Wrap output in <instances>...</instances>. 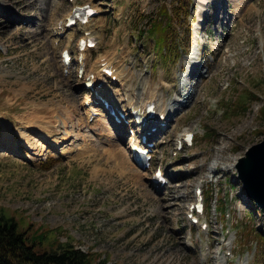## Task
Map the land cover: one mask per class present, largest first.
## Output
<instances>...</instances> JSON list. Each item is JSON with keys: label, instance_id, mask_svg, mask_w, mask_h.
Masks as SVG:
<instances>
[{"label": "rangeland", "instance_id": "1", "mask_svg": "<svg viewBox=\"0 0 264 264\" xmlns=\"http://www.w3.org/2000/svg\"><path fill=\"white\" fill-rule=\"evenodd\" d=\"M23 1L0 0V212L27 242H69L92 264H264V208L236 170L264 140V0ZM86 6V22H66ZM86 32L96 45L81 58ZM101 73L120 110L152 96L161 119L191 88L146 144L144 169L123 150L133 117L91 88ZM196 188L205 209L194 224Z\"/></svg>", "mask_w": 264, "mask_h": 264}, {"label": "trees", "instance_id": "2", "mask_svg": "<svg viewBox=\"0 0 264 264\" xmlns=\"http://www.w3.org/2000/svg\"><path fill=\"white\" fill-rule=\"evenodd\" d=\"M165 50L168 57H178L175 42L165 46ZM208 208L210 206L206 205V209ZM217 210L220 212L218 207L215 208ZM254 236L257 238L256 232ZM28 240L26 233L19 231L18 222L0 212V264H92L91 256L87 252L75 248L69 242L57 243L55 249L41 250L36 247L35 240H31V244Z\"/></svg>", "mask_w": 264, "mask_h": 264}, {"label": "bare ground", "instance_id": "3", "mask_svg": "<svg viewBox=\"0 0 264 264\" xmlns=\"http://www.w3.org/2000/svg\"><path fill=\"white\" fill-rule=\"evenodd\" d=\"M25 2V0L23 1V3ZM22 3V4H23ZM91 8V7H90ZM91 9H93V8H91ZM71 11V10H70ZM65 17V16H64ZM64 19V18H63ZM81 20V19H80ZM69 21V19H67L66 20V22H68ZM66 22H64V24L66 23ZM88 27V26H87ZM84 31H88L87 29H85ZM81 39V38H80ZM90 39H93V35L92 34H90L89 32H86V35H85V37H84V39H81V40H84V41H88V40H90ZM86 51H88V49H85L84 51H83V53H81L80 55H81V58H83L84 57V52H86ZM63 64H65V63H63ZM194 65V64H193ZM189 70H191V72L190 73H188V75L189 76H191V75H193V66L191 67V69H190V67H189ZM189 70H188V72H189ZM104 76V74L103 73H101L100 75H94V82H92L93 84L91 85V88H92V90L95 92V93H98V91L100 92V91H103V92H105L106 93V95H107V97H104L103 95H100V96H103L105 99H107L109 102H110V104H111V106L113 107V108H115L116 110H120V108H121V105L120 104H118L114 99H113V97H112V95H110L106 90H104V89H107L108 90V88H107V86L105 85V84H103L102 86H101V88L100 89H98V87H99V83H102V82H104V79H105V77H103ZM115 76V75H114ZM89 82H90V80H89ZM182 87V89H181V92H179V95H180V98L178 99V100H183L182 102H179L178 100H177V106L176 107H178V108H180L181 106L182 107H184L188 102H189V100H191L192 99V97H191V88H188V87H186V84H185V82H184V85L183 86H181ZM182 90H184V92H182ZM186 96V97H185ZM152 96L149 98V100H148V102H146L142 107H140L139 109H138V107H134V111H136L135 113H134V111H133V109L131 108V107H129V106H131V104H129V106H124L121 110H120V112L123 114V115H125L126 117H130V116H132V117H139V119H143V122H142V124H139V125H136V123H135V121H134V118H133V120H132V125L136 128V130L134 131L133 130V136L135 137V140H134V142L132 141V135L129 137V141H128V145H127V147H125L123 150L127 153V156H129L130 157V155H132V156H134V157H137V154L130 148L129 150H128V148H129V146L131 147H136V146H140L141 148L143 147L144 149H146V147L147 146H144V145H146L147 143H150L151 142V137H153L154 135H156V133H158V132H160V131H162L161 129H163L164 127H166L168 124H166L167 122H169L170 121V119H171V117H170V114H172V116H173V114L174 113H176L175 111H178L179 109L178 108H170V107H168V108H165V109H163V110H161V114L164 116L163 117V119H161L160 118V116L158 115V114H155L153 111H154V109H151V111L150 112H152L153 113V116H150L149 117V114H150V112L148 113V107L152 104ZM85 99V98H84ZM84 99H83V101H84ZM98 96H96V94H95V96L93 97V99H88V97L86 98V100H85V102H87V101H93L94 102V104H97L98 102ZM131 101H132V99H131ZM130 101V102H131ZM180 106V107H179ZM95 107L93 108V110H91V111H93V113H95V114H98V115H101V113H105V110H100V109H95ZM152 115V114H151ZM80 121V120H79ZM165 123L164 125H162L161 123ZM79 124V123H78ZM151 127H154L155 129H154V132H152L151 130H149V128H151ZM136 134H139V137H142V136H144L145 137V143H144V145L143 144H140L142 141H140V143H139V138L138 137H136ZM20 137H19V143H18V145L19 144H22L23 143V145L24 144H26L28 147H29V145L31 144V140H32V138L33 137H31V134L30 133H27V132H23L21 135H19ZM20 141H21V143H20ZM139 143V144H138ZM122 151V150H121ZM125 153V154H126ZM120 157H119V160H120V165L122 164L121 162H124V163H129L128 161H130V160H128L127 161V159H128V157H126L125 155H124V153H122V154H120L119 155ZM117 159V158H116ZM134 159V158H133ZM131 162V161H130ZM142 162V161H141ZM143 163V162H142ZM133 163L131 162V165H132ZM144 164V163H143ZM115 165V164H114ZM117 165V164H116ZM118 167H119V164H118ZM121 167V166H120ZM135 167V166H134ZM133 167V168H134ZM217 264H222V263H217Z\"/></svg>", "mask_w": 264, "mask_h": 264}, {"label": "water", "instance_id": "4", "mask_svg": "<svg viewBox=\"0 0 264 264\" xmlns=\"http://www.w3.org/2000/svg\"><path fill=\"white\" fill-rule=\"evenodd\" d=\"M236 170L248 197L264 208L260 202L264 197V140L245 152L236 164Z\"/></svg>", "mask_w": 264, "mask_h": 264}, {"label": "snow or ice", "instance_id": "5", "mask_svg": "<svg viewBox=\"0 0 264 264\" xmlns=\"http://www.w3.org/2000/svg\"><path fill=\"white\" fill-rule=\"evenodd\" d=\"M83 43V42H82Z\"/></svg>", "mask_w": 264, "mask_h": 264}]
</instances>
